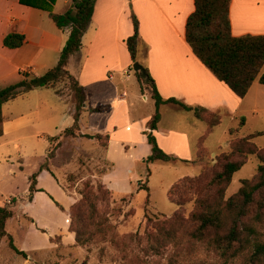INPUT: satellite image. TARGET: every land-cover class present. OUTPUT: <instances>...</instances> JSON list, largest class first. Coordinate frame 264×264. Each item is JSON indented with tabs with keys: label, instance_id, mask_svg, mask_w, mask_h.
Masks as SVG:
<instances>
[{
	"label": "rangeland",
	"instance_id": "1",
	"mask_svg": "<svg viewBox=\"0 0 264 264\" xmlns=\"http://www.w3.org/2000/svg\"><path fill=\"white\" fill-rule=\"evenodd\" d=\"M64 1H58L56 10H63ZM133 9L131 3L125 6L122 21L127 15L132 16ZM239 10L245 13L246 30L264 27V9H257L261 16L251 6ZM257 19L262 22L256 23ZM126 39L120 38L117 49L110 47L112 57L117 54L118 59L113 60L115 66L106 71L105 78L102 75V78L88 79L85 110L78 122L82 134H109L106 149L95 139L62 136L63 130L73 124L74 95L67 79L54 83L65 102L60 101L52 90L40 89L7 104L10 108H6L5 113L29 115L24 118L21 128L0 137V205L14 211L5 230L25 256L10 247L9 237L5 235L0 237V264H221L199 245L169 244L154 253L147 250L146 243H136L125 236L135 232L143 234L147 228L146 214L158 218L171 216L178 206L169 201L168 188L178 179L194 176L204 166L214 165L216 156L233 138L261 132L254 142L258 147H264V85L255 81L242 98L225 84H220L223 88H213L211 98L217 104L210 118H219L220 124L206 135L202 144L207 154L201 153L198 158L197 141L206 130V124L196 119L192 110L169 103L160 106L161 119L153 133L158 146L178 159L191 162L147 163L150 145L143 127L144 121L155 111V103L147 85L138 82L133 64L139 62L148 68L150 43L139 38L137 60L132 62ZM81 65L82 59L74 55L70 58L68 71L77 78ZM36 72L43 74V71ZM10 81L0 83V88L17 80ZM162 90L164 94H183L184 89L171 86L162 87ZM122 94L124 99L113 108L110 100ZM98 104L109 108L92 111ZM189 106L195 110L199 105ZM241 118H244V124H240ZM232 128H238L237 132L231 134ZM52 136L56 138L49 142L48 138ZM52 149L51 172H38L40 163ZM259 164L256 156L249 155L245 164L234 173L225 198L239 189L243 179L252 178ZM36 172V186L40 190L30 200L29 177ZM86 182L93 187L103 182L113 193L108 202L99 204L100 211L108 219L106 235L82 245L75 242L74 234L68 229L69 208L82 197ZM146 185L148 189L139 188ZM192 208L193 202L179 207L185 215Z\"/></svg>",
	"mask_w": 264,
	"mask_h": 264
},
{
	"label": "trees",
	"instance_id": "2",
	"mask_svg": "<svg viewBox=\"0 0 264 264\" xmlns=\"http://www.w3.org/2000/svg\"><path fill=\"white\" fill-rule=\"evenodd\" d=\"M55 0H19L20 3L48 11L49 18L57 28L69 30L68 38L60 52L59 59L52 68L43 74L34 75L20 72V78L0 88V137L3 135L2 106L21 94L33 89L53 87L60 79L70 82L74 95L73 124L64 129L63 137H86L101 141L106 149L109 134H82L79 131V118L85 106L86 94L78 80L68 71L71 56L79 55L82 36L86 32L96 0H71L69 8L63 13L51 11ZM194 10L188 16L185 24L184 37L194 55L200 62L238 97H244L250 86L257 81L264 85V34H243L233 36L230 31L229 7L230 0H193ZM133 33L126 40V47L132 59L137 60L139 42V22L134 14L131 16ZM24 35L8 33L3 38V45L8 48H18L24 43ZM147 79L136 72L138 82L147 85L149 94L155 103V111L147 120L143 133L150 145L147 163L154 161L188 163L191 161L178 159L163 151L157 144L152 131L157 129L161 115L159 107L162 104H175L183 110H192L194 116L206 124V132L200 137L196 157L207 154L202 142L212 129L220 124L219 118H210L214 113L199 107L184 104L176 98L164 99L159 94L148 68L144 66ZM57 94L59 92L56 91ZM108 105L98 104L92 111L101 112ZM211 113V114H206ZM244 124V118L241 123ZM232 128L229 132H237ZM261 132L236 137L231 140L217 156L214 165L204 166L194 176H184L175 181L167 190L170 202L178 209L169 217H151L145 215L147 228L143 234L137 232L125 236L136 243H146L147 250L160 252L169 244L199 245L221 264H264V147L260 148L254 138ZM56 136L49 137V142ZM202 154L200 156H202ZM249 155H254L260 161L256 174L252 178L241 181L239 189L228 198L225 191L232 177L246 162ZM54 157L50 150L39 171L51 172L49 161ZM38 172L29 177V199L32 200L37 188ZM148 189L145 187H139ZM113 191L103 182L95 187L86 182L82 197L69 208V231L74 234L77 244L84 245L91 240L103 239L107 233L108 219L102 214L99 204L106 201ZM148 199V197H147ZM13 200H15L13 198ZM193 202V208L188 215L179 209L186 203ZM14 216V211L6 205H0V237L8 235L10 247L25 256L13 244L11 235L6 233L7 221Z\"/></svg>",
	"mask_w": 264,
	"mask_h": 264
},
{
	"label": "crops",
	"instance_id": "3",
	"mask_svg": "<svg viewBox=\"0 0 264 264\" xmlns=\"http://www.w3.org/2000/svg\"><path fill=\"white\" fill-rule=\"evenodd\" d=\"M58 1L55 0L51 5V11L54 13L65 12L71 3V0L64 1V8L60 11L56 10ZM117 1L119 2V0H96L91 22L82 36L79 52L80 60L82 59L81 70L77 78L73 76L84 88L86 97L88 79L102 78L108 69L115 66L113 60L117 61V54L112 57L113 51L110 47L114 46L117 49L120 38L124 41L133 32L130 14L122 21L124 8L131 3L134 8L133 14L139 22L140 37L150 43L146 65H148V71L151 73L150 75L161 97L166 95L164 99H167L176 96L179 101L188 106L197 103L199 105L196 107L197 110L199 107H203L213 112L217 104L211 98L213 88H223L220 84L224 83L219 81L200 62L185 41V24L188 16L194 10L193 0H168L166 2L162 0H121L120 6ZM246 6L254 7L258 14L257 9H264V0H230L231 34L233 36L248 33L264 34V27L254 31L246 30L244 25L245 13L239 10ZM258 15L261 16V14ZM255 22L260 24L262 20L257 19ZM12 32L23 34L25 37L24 43L18 48H8L3 45L4 36ZM68 35V29L61 30L56 27L49 18L47 10L20 3L19 0H0V83H6L12 79L18 80L20 72L40 75L36 71H43L44 73L52 68L59 59ZM85 40H87L86 43ZM171 86L183 87V94L178 92L173 94L165 92L166 94H164L162 87ZM110 87L113 88L111 84ZM40 89L52 90L60 101L65 102L53 87L33 89L18 97ZM123 93L125 94V92ZM124 97L123 94L114 96L110 100L112 107L114 108L115 104H118ZM13 100L4 103L2 106L3 135L21 128L24 125V118L29 116L13 114L11 111L5 113V109L9 110L10 108L6 107L7 104ZM147 120L144 121L143 131L146 130ZM154 132L153 130L152 134ZM200 137L197 146L200 144Z\"/></svg>",
	"mask_w": 264,
	"mask_h": 264
},
{
	"label": "water",
	"instance_id": "4",
	"mask_svg": "<svg viewBox=\"0 0 264 264\" xmlns=\"http://www.w3.org/2000/svg\"><path fill=\"white\" fill-rule=\"evenodd\" d=\"M134 72H140V76L144 79H147V74L144 67L139 62H134L133 64ZM197 110V109H195Z\"/></svg>",
	"mask_w": 264,
	"mask_h": 264
}]
</instances>
